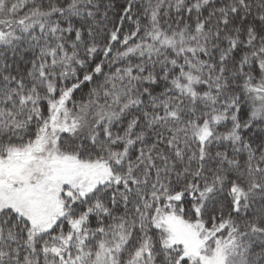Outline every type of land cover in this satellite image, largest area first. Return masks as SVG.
I'll list each match as a JSON object with an SVG mask.
<instances>
[{
    "label": "snow or ice",
    "instance_id": "snow-or-ice-1",
    "mask_svg": "<svg viewBox=\"0 0 264 264\" xmlns=\"http://www.w3.org/2000/svg\"><path fill=\"white\" fill-rule=\"evenodd\" d=\"M0 264H264V0H0Z\"/></svg>",
    "mask_w": 264,
    "mask_h": 264
}]
</instances>
